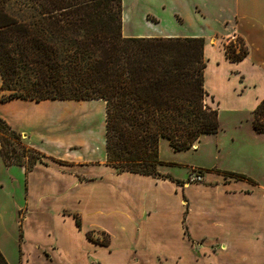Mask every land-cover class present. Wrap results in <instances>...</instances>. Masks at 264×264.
<instances>
[{
  "label": "crops",
  "instance_id": "0c3cea01",
  "mask_svg": "<svg viewBox=\"0 0 264 264\" xmlns=\"http://www.w3.org/2000/svg\"><path fill=\"white\" fill-rule=\"evenodd\" d=\"M153 1L164 8L173 2L180 9L174 13L171 11L174 18L170 26L151 25L152 29L146 26L150 31L136 36L203 37L207 60L205 88L213 99L208 103L213 102V106L218 108L219 117L224 110L239 115L246 113L248 108L252 113L264 98V0ZM181 10H186L189 20L195 25L192 30L183 28L186 18ZM177 16L181 17L182 23L178 22ZM149 24L147 19L146 25ZM251 31L257 32L258 43L262 47L253 46L256 41H253ZM236 36L242 37L248 46V55L239 62L228 59L224 47V41ZM215 54H220V57H214ZM212 65H226L228 79L239 75V81L232 86L235 96L240 99L235 105L221 107L222 99H217L216 93L207 85V70ZM251 69L255 74L251 75ZM246 95L251 100L250 106L245 104L243 97ZM85 101L88 100L37 102L15 98L8 104L15 109L2 114L3 119L22 134L24 143L44 153L45 159L52 160L49 164L38 163L33 170L27 171L23 166H7L0 155V163L3 161L10 179L17 182L25 195V205L19 210V213L23 212L22 218L19 215L22 241L19 261L10 258L9 247L0 234V249L10 264H84V260L72 261L59 252L63 231L73 229L69 242L79 241L88 264H104L107 259L114 264H216L222 257L225 264H264V206L261 203L250 206L251 201L264 199V187L258 184L249 186L246 179H225L213 171L204 175L207 184L225 180L217 186L197 184L196 187L180 186L170 179L137 173H118L106 164L105 135L103 151L99 153L100 146L92 144L93 131L84 133V129L75 127L61 129L62 133L43 135L42 142L48 141L52 145L50 149L38 144L35 140L38 133L32 134L36 131L25 125H36L37 121L41 127L47 128V124L51 125V115L54 125L67 118L80 119L74 111ZM53 104L57 110L50 112ZM29 105H36L38 110L31 112L34 108H29ZM41 109L43 120L36 113ZM208 173H213L208 175L209 179L206 178ZM252 186L255 190L249 192ZM188 189L189 192L202 189L208 205L193 208L190 199L191 206H184ZM169 200L177 204L171 211ZM77 217L81 226L77 224ZM252 218L261 221L258 229ZM186 229L189 232L187 238ZM88 232L92 233V239L88 238ZM97 232L108 237V241L100 243L99 239H94L93 234ZM189 240L197 242L198 247L189 244ZM169 242H174L171 248L183 246L189 250L173 254ZM254 247L258 248L259 255L255 257L251 252L252 258L248 252Z\"/></svg>",
  "mask_w": 264,
  "mask_h": 264
},
{
  "label": "trees",
  "instance_id": "16d2710c",
  "mask_svg": "<svg viewBox=\"0 0 264 264\" xmlns=\"http://www.w3.org/2000/svg\"><path fill=\"white\" fill-rule=\"evenodd\" d=\"M123 24V0H0V102L102 99L106 164L183 186L160 172V142L184 151L220 130L218 108L205 102V39L127 37ZM225 51L233 62L248 55L243 45ZM252 114L264 134V98ZM0 155L27 171L46 156L2 117ZM0 264H10L1 249Z\"/></svg>",
  "mask_w": 264,
  "mask_h": 264
},
{
  "label": "rangeland",
  "instance_id": "374dc122",
  "mask_svg": "<svg viewBox=\"0 0 264 264\" xmlns=\"http://www.w3.org/2000/svg\"><path fill=\"white\" fill-rule=\"evenodd\" d=\"M179 9V5L173 2L168 3V6L164 8L162 4L154 2L153 0H123V34L128 37L136 36L139 33H148L150 30H148L146 26H149V28L161 25L168 27L172 24V20L174 18L172 17L173 14H171V11L172 13H174V10ZM185 11H180L184 14V17L186 18L185 22L183 23V28L192 30L195 25H193V22H191V20H189V16H187ZM147 19L150 20L149 25H146ZM176 19H178V22L180 23L183 22L181 17L179 16H177ZM251 33L253 34V41H256V43H253V46L258 45L259 47H262L263 45L258 43L257 32L251 31L250 34ZM232 44L233 47H237V52H239V48L241 45H243V47L248 50V46L242 37L236 36L224 41L225 49L231 47ZM214 57H220V54H215ZM251 70V75L255 74L254 70ZM225 71L226 65L221 67H216L215 65H212L207 70V85L209 86L212 92L216 93L217 99H222L221 107L226 105H235V102H238V100H240L235 96L234 91L232 90L233 84L239 81V75L234 76V78L232 79H228V75L225 73ZM243 98L244 100H246V106H250V98L247 97V95ZM101 100L102 99L94 101H85V104L81 105L80 108L75 110V114L81 117L80 119L75 118L74 120H71L70 118H67L63 121H60V123H58L57 125H54L53 116L51 115V125L47 124V128L41 127L39 125V122L37 121H35L37 126L34 125V123H29L31 126L29 124L25 125L27 128H32L29 130L36 131V133L32 132V134L38 133V136L35 139L38 141V144L41 145L42 143L47 148L51 147L50 149H52V145L49 144L48 141L42 142V139L44 138L43 135L49 134L52 136L54 133H62L61 131L67 130L72 127H75V129H84V133L91 130L94 133L93 138H91L92 144L96 147L100 146L97 152L101 153L103 151L102 140L105 135L106 118V103ZM207 101H213V99L210 98L209 94L205 97V102L208 103ZM11 102L10 100L0 102V117H2V114H6L7 112L12 111V109H15L12 104L8 106V104ZM209 105L215 108L213 106V102ZM29 106V108H34L30 110L31 112L38 110L36 108V105ZM43 109L46 110L44 107ZM53 109L57 110V108H55V105L54 108H50V112L51 110L53 111ZM247 109L248 108H246V113L243 112L239 115H232L227 110H224L221 113V116L219 117V132L217 134L203 135L200 140L196 142L195 145L189 150L175 151L166 139H162L160 142V159L162 160V164L159 166L160 172L162 174H169L175 179L183 180L185 182L184 185H189V187H196L197 184L217 186L220 182L224 181L229 177L237 178L236 176L228 175L224 172L233 171L246 174V183L249 186L258 184V186L264 187V134H258L253 130L251 123V118H253V114L250 113ZM36 113L38 114V117L43 120V110L41 109ZM22 140L24 142L23 137ZM24 144L26 145V143ZM8 147L12 148L11 145H9ZM26 159H28V157ZM43 161L44 163L48 164L52 162V160L48 158H44ZM1 162L0 234L4 236L5 242L9 247L10 258L13 259V261L17 262L20 260V248L22 244V241L20 240L21 238L19 219L23 217V212L21 211V213H19V210L25 205V195L22 193L21 188L17 186V182H14L10 179V173L7 171V167H5V164L3 165V161ZM1 166H4V168H6V171L2 169ZM198 171L204 172L202 180L199 181L193 179L190 181V179L193 178V176ZM209 171L219 172V175L218 173L215 174L218 176H224L225 179L221 177L223 179H221L219 182L216 181L207 184L204 175ZM211 174L213 173H208L206 175V178L209 179L208 175L212 176ZM13 176L16 177L15 175ZM213 177L215 178L216 176L213 175ZM84 179L90 181L88 177H84ZM143 188L145 189V186ZM254 190L255 189L252 186L251 189H249L248 191L254 192ZM187 192L188 195H185L186 198H184L183 202L184 206H191L190 199L192 200L193 208L202 205H208V203L206 202L207 200L205 199V192L202 189H199L197 192L191 190L189 192L188 189ZM92 198L93 197L91 196V199ZM66 201L67 204H71L69 200ZM255 203H257V205L258 203H261V205L264 206V199L261 198L259 200L257 199L255 201H251L252 205L250 206H256ZM85 204L86 203L84 200V205ZM169 204L172 206V208H170V211L177 206V204H175V202L172 200H169ZM26 212L27 209H25V213ZM251 220L256 229H258L259 226L262 224L261 221H257L255 218H252ZM73 231L74 229L63 231L61 235V251L59 252L63 253L64 256L66 255V258L72 261L84 260V264H88V258L86 257L85 252L81 250V245L79 241L69 242ZM187 231L188 230L186 229V238L189 235V232ZM93 238L99 239L100 243H105V241H108V237L106 238L105 236L100 235V232L94 233ZM31 241L34 242L33 240ZM173 243L169 242V249L171 252H173V254H176L181 250L186 251V253L188 252L189 248L183 246L171 248L170 246ZM188 243L198 247L197 242L195 241L189 240ZM257 250L258 248L254 247L250 249L248 253L251 254L252 252L256 257L259 255L257 253ZM68 255H71V257H69ZM251 256L253 258L252 254ZM91 264L98 263L93 262ZM104 264H114V261L107 259ZM216 264H225V258H218Z\"/></svg>",
  "mask_w": 264,
  "mask_h": 264
},
{
  "label": "built area",
  "instance_id": "2783aa9c",
  "mask_svg": "<svg viewBox=\"0 0 264 264\" xmlns=\"http://www.w3.org/2000/svg\"><path fill=\"white\" fill-rule=\"evenodd\" d=\"M202 178H203V175H201L200 173L197 172V173L193 176V178L190 179V181L193 180V179H196V180H199V181H200V180H202ZM192 182H194V181H192Z\"/></svg>",
  "mask_w": 264,
  "mask_h": 264
}]
</instances>
